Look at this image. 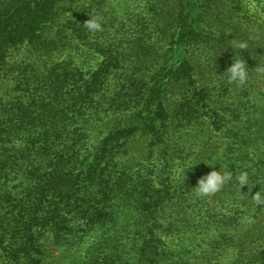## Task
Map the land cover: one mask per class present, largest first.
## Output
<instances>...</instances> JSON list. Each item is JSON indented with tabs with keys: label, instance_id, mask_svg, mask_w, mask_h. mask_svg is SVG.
Here are the masks:
<instances>
[{
	"label": "trees",
	"instance_id": "trees-1",
	"mask_svg": "<svg viewBox=\"0 0 264 264\" xmlns=\"http://www.w3.org/2000/svg\"><path fill=\"white\" fill-rule=\"evenodd\" d=\"M62 1L0 0V78L15 75L18 93L12 105H0V249L13 264H44V238L51 234L78 255L73 264H264V219L254 222L264 204L245 201L242 223L213 204L193 202V190L179 195L170 175L176 154L161 159V175L122 160L138 131L162 153L175 151L190 131L170 122L160 88L154 103L125 108V118L115 105H100L111 99L109 67L121 61L89 78L65 63L40 71L29 61L12 62L24 46L50 55L45 35ZM200 3L187 0L181 15L175 43L180 75L189 45L206 32ZM244 112L242 172L249 188H243L251 196L252 188L264 191V117L257 123L255 113ZM231 227L243 233L230 235Z\"/></svg>",
	"mask_w": 264,
	"mask_h": 264
},
{
	"label": "rangeland",
	"instance_id": "rangeland-1",
	"mask_svg": "<svg viewBox=\"0 0 264 264\" xmlns=\"http://www.w3.org/2000/svg\"><path fill=\"white\" fill-rule=\"evenodd\" d=\"M186 7L187 0H63L59 15L45 35L50 46L44 52L50 55L40 56L34 46H24L13 52L12 62L29 61L40 71L65 63L89 78L96 71L107 73L105 67L110 61L115 65L121 61L116 68L109 67L113 75L106 89L111 99L100 105H115L124 117L128 113L125 108L135 111L143 104L154 103L155 91L160 88L162 104L171 115L170 122L185 124L191 127L190 131L179 139L175 151L163 149V153L154 149L153 139L143 137V131H138L125 146L122 160L138 163V169L154 175L166 166L161 159L168 157L169 152L176 154L170 163L175 173L170 175L177 178L175 189L180 191L179 195L185 191L188 195L193 190V202L213 204L244 223V202L251 196L245 194L244 188L241 192L235 178L208 196L197 195L194 187L199 178L213 169L229 168L233 175L242 172L247 116L244 111L250 109L259 118L257 123L263 121L264 0H201L198 10L204 15L206 32L189 45L188 65L180 75L176 73L175 43ZM91 17L100 21V30L89 31L80 21ZM94 42L103 45V50ZM235 60L247 63L248 80L242 86L228 83L222 75ZM173 78L179 80L171 81ZM16 90L15 75L0 78V105H12L18 95ZM184 130L182 126L181 131ZM180 174L182 180L178 179ZM189 174L191 178L186 183ZM177 198L169 196L170 201ZM258 213L254 222L264 219V206ZM229 232L230 235L243 233L241 228L233 227ZM44 243V264L76 261L74 257L78 255L58 245L51 234L44 238ZM0 264H13L6 249H0Z\"/></svg>",
	"mask_w": 264,
	"mask_h": 264
},
{
	"label": "clouds",
	"instance_id": "clouds-1",
	"mask_svg": "<svg viewBox=\"0 0 264 264\" xmlns=\"http://www.w3.org/2000/svg\"><path fill=\"white\" fill-rule=\"evenodd\" d=\"M252 7L254 8L255 5H253ZM84 26L92 32L101 29L100 21L94 17H91L89 20H87L84 23ZM240 47H244V45H240ZM222 75L225 76L227 82L230 84H236L238 86L244 85L247 82L249 75L246 61L235 60L231 64V66L224 71ZM228 169L226 171L223 170V167L220 170L213 169L209 173L199 178L197 186L194 187V189L196 190V194L199 196H208L210 194H215L222 189L226 181L232 180L233 178H235V180L239 184L241 192L243 186L247 185L249 188V176L247 172H240L239 174L233 175V173ZM256 185L260 184L257 183ZM252 189L251 199L257 205L264 204V191L261 190V187L255 193L252 192Z\"/></svg>",
	"mask_w": 264,
	"mask_h": 264
}]
</instances>
